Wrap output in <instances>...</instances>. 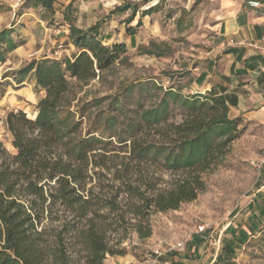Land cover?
<instances>
[{"label": "trees", "instance_id": "obj_1", "mask_svg": "<svg viewBox=\"0 0 264 264\" xmlns=\"http://www.w3.org/2000/svg\"><path fill=\"white\" fill-rule=\"evenodd\" d=\"M55 3L25 0L26 5L41 7L48 18L55 15ZM74 11L70 3L64 18L79 51L62 60L33 59L20 70L23 76L32 72L46 94L38 102L35 118L24 110L8 113L16 153L0 141V264H107L108 254L127 252L122 242L128 238V227L120 231L124 224L130 222L140 238L150 237L151 212L177 209L182 202L196 199L206 188L203 173L219 163L218 158L237 137V119L229 117L223 94L212 89L184 95L171 86L158 105L141 106L138 117L126 128L129 138L119 136L126 148L122 151H129L131 160L112 166L120 180L117 187L105 193L89 187L93 179L90 165L103 166L97 156L111 142L98 133L100 126L118 116L90 121L86 129L88 110L103 99L73 105L72 80L87 84L123 60L128 49L124 42L104 44L98 24L78 27ZM2 44L7 47L0 50V60L17 46L7 28L0 32ZM145 88L162 89V85L147 82ZM173 105L183 110L180 122L169 120ZM117 107L122 109L119 103ZM149 160L163 161L178 175L171 188L155 191L154 181L132 179V162ZM140 180L147 190L134 183ZM56 206L66 219L50 229L42 226L47 218L56 220L52 216ZM115 211L117 215L112 216ZM223 248L227 255L219 253L213 264H234L232 247L224 244Z\"/></svg>", "mask_w": 264, "mask_h": 264}, {"label": "rangeland", "instance_id": "obj_2", "mask_svg": "<svg viewBox=\"0 0 264 264\" xmlns=\"http://www.w3.org/2000/svg\"><path fill=\"white\" fill-rule=\"evenodd\" d=\"M16 2L20 0H0V30L7 28L12 31L7 25L18 22L16 16H10ZM214 5L212 0H123L110 11L127 13L124 21L127 25L131 23L127 27L128 33H131L130 28L134 30V27L144 25L140 19L137 21L139 14H153L160 28L157 32L152 27L143 30V35H140L142 42L138 47L130 48L123 60L117 61L111 69L101 72L87 84L72 80L73 105L82 106L94 99H103L99 105L88 110L90 120H85L86 129L90 121L118 116L112 123L101 124L98 132L111 142L107 144L108 150H102L101 155L97 156V161L103 166L90 165L93 179L88 186H93L96 192L111 191L113 186L117 187L120 183L114 176L115 168L112 166L131 159L128 157L129 151H122L126 148L119 142V136L129 138L126 128L138 117L141 106L151 108L158 105L166 89L172 86L181 90L187 82V74L181 64L198 59V54L206 47L207 43L203 40L210 33L208 23ZM102 23L103 19H100L96 24L100 27ZM46 31L53 39L61 32ZM2 47L4 45L0 49ZM67 48L64 39L54 43L37 41L32 48H27L25 54L17 53L13 48L0 60V141L11 153H16L17 149L8 129V113L24 110L29 117L35 118L38 102L46 94L37 85L32 72L23 76L20 70L42 56L62 60ZM32 50L34 52L30 54ZM147 82L162 85V89L146 90ZM28 83L33 85L31 93L24 94L18 90L20 85L26 86ZM183 94L193 95L184 91ZM117 103L122 109L117 107ZM183 117V110L173 105L169 120L180 122ZM229 117L237 119V137L218 158L219 163L203 173L205 190L196 199L182 202L177 209L153 210L150 214L153 230L150 237L140 238L130 222L124 224L120 231L128 227V238L122 242L127 252L123 255L108 254L105 259L107 264H127L122 262L127 255H134L141 261L155 260L154 249L157 245L161 244L166 250L186 238L184 249L168 251L162 257L170 261L183 258L187 264H213L219 253L227 255L223 248L227 244L233 249L230 259L234 264H264V211L261 210L264 207V166L259 169L252 164L255 158L264 153V124L244 116L233 117L229 114ZM152 132L154 135L155 131ZM131 167L132 179L142 177L143 181H154L155 191L171 188L178 177L161 160L141 164H134L133 161ZM134 183H140L142 189H146L142 180ZM61 209L56 206L52 214L56 220L47 218L42 226L50 229L63 222L66 214ZM111 215H117V211ZM200 223L206 225V230L193 233L190 237L195 225ZM66 234L63 232V235ZM195 245L198 247L195 248Z\"/></svg>", "mask_w": 264, "mask_h": 264}, {"label": "crops", "instance_id": "obj_3", "mask_svg": "<svg viewBox=\"0 0 264 264\" xmlns=\"http://www.w3.org/2000/svg\"><path fill=\"white\" fill-rule=\"evenodd\" d=\"M122 1L56 0L55 15L48 18L43 16L41 7H32L26 5L25 0H20L14 3L17 5L10 10V16H16L18 22L7 25L12 29L11 37L17 43L14 51L26 53L27 48H32L37 41L54 43L64 39L68 47L65 57L72 58L79 50L70 39V24L64 18L70 3L75 9V24L80 28L88 29L103 19L99 27V38L104 44L124 42L128 50L138 47L142 42L140 35H143V30L152 27L154 32H157L160 28L159 21L153 14H139L137 21L140 19L144 25L134 27V30L128 33L127 27L131 26V23L127 25L124 21L127 13H110ZM260 1L261 5L255 7L249 4V0H212L215 5L209 17L210 33L208 38L203 40L207 45L198 54V59L182 62L188 79L181 90L195 94L215 89L225 96L230 115L244 116L264 124V0ZM46 30L61 32L53 39ZM2 45L7 47L6 44ZM33 52L32 50L30 54ZM22 82L20 84H23ZM31 83L35 84L33 81ZM31 83L26 86L19 84L21 88L18 90L24 94L31 93ZM261 210H264V207H261ZM159 259L158 262L151 258L141 261L134 255H127L123 257L122 262L187 264L183 258H180V261H170L169 258L164 259L161 256Z\"/></svg>", "mask_w": 264, "mask_h": 264}, {"label": "built area", "instance_id": "obj_4", "mask_svg": "<svg viewBox=\"0 0 264 264\" xmlns=\"http://www.w3.org/2000/svg\"><path fill=\"white\" fill-rule=\"evenodd\" d=\"M249 4L251 6H255V7H258L261 5V1L260 0H249ZM62 47V45L60 46ZM252 164L261 169L263 168L264 166V153L261 154L258 158H255L253 161H252ZM206 230V225L204 223H200V224H196L195 225V228L193 231H191V234L189 235L190 237L192 236L193 233H201L203 231ZM188 239L186 238L185 240L183 241H179L177 242L176 244H173V245H170V247H168L166 250H164L163 246L161 244L157 245L154 249V252H155V262H157V260L166 252L168 251H173V250H182L184 249L185 247V243Z\"/></svg>", "mask_w": 264, "mask_h": 264}]
</instances>
